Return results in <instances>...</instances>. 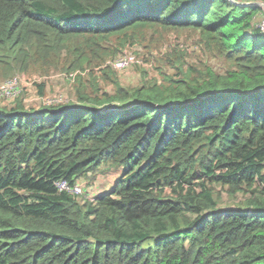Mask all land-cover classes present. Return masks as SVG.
<instances>
[{
    "label": "trees",
    "instance_id": "trees-1",
    "mask_svg": "<svg viewBox=\"0 0 264 264\" xmlns=\"http://www.w3.org/2000/svg\"><path fill=\"white\" fill-rule=\"evenodd\" d=\"M259 3L0 0L4 76L76 73L66 99L0 103V264H264ZM148 29L194 32L217 65L179 42L152 62ZM128 51L162 79L123 83ZM112 169L92 198L57 185Z\"/></svg>",
    "mask_w": 264,
    "mask_h": 264
},
{
    "label": "rangeland",
    "instance_id": "rangeland-1",
    "mask_svg": "<svg viewBox=\"0 0 264 264\" xmlns=\"http://www.w3.org/2000/svg\"><path fill=\"white\" fill-rule=\"evenodd\" d=\"M261 28L264 30V18L260 22ZM144 37L146 38V44L153 46L149 58H152V62L157 57L166 58L165 53L170 50L175 43L179 42L178 47H187L189 52L187 59L194 63L201 64L205 60L212 61L217 65L218 60L206 56L201 51L199 45L196 43V34L190 30L181 31H165L162 29L145 31ZM143 37V38H144ZM143 51H145L143 49ZM129 52V51H128ZM148 52V51H147ZM120 58L125 59L121 60ZM144 56H137L132 52L129 55L120 54L114 59H110V64L116 73L119 75L121 81L125 84H134L140 78V71L143 68L149 69V78L157 77L162 79L160 71L155 67V64L150 65L147 63ZM121 60V61H120ZM151 62V64H152ZM158 62V61H156ZM144 66V67H143ZM147 66V67H146ZM148 70V69H147ZM75 72H65L55 68V65L49 64H35L24 73H15L13 75L4 76L2 68L0 69V84H4L7 80H13L15 82V91L13 94L0 95V103L11 104L16 97L23 94L24 101L27 105H38L39 103H49L53 100L66 99L73 95V88L75 86ZM45 83L44 93L40 95L38 84ZM17 84V85H16ZM17 86V88H16ZM72 92V94H71ZM10 94V95H9ZM118 170L112 169L101 172L96 177L91 179V182L87 179L82 180L75 188L73 192L75 194L82 193L87 198H92L98 193L107 191L111 188L113 182L118 176ZM224 200H228L227 196L223 195ZM230 204H233L232 202Z\"/></svg>",
    "mask_w": 264,
    "mask_h": 264
},
{
    "label": "built area",
    "instance_id": "built-area-1",
    "mask_svg": "<svg viewBox=\"0 0 264 264\" xmlns=\"http://www.w3.org/2000/svg\"><path fill=\"white\" fill-rule=\"evenodd\" d=\"M120 59L125 61V59L123 58ZM14 89H15V82L13 80H7L4 84L3 83L0 84V95H6L8 93L13 94L14 92H16ZM57 185L61 189H67L72 191L77 190V188H70L65 182H58Z\"/></svg>",
    "mask_w": 264,
    "mask_h": 264
},
{
    "label": "water",
    "instance_id": "water-1",
    "mask_svg": "<svg viewBox=\"0 0 264 264\" xmlns=\"http://www.w3.org/2000/svg\"><path fill=\"white\" fill-rule=\"evenodd\" d=\"M258 3V2H257ZM260 5H262V6H264V4H262V3H259Z\"/></svg>",
    "mask_w": 264,
    "mask_h": 264
}]
</instances>
